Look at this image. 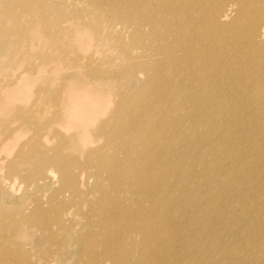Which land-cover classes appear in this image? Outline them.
<instances>
[{
  "label": "bare ground",
  "instance_id": "bare-ground-1",
  "mask_svg": "<svg viewBox=\"0 0 264 264\" xmlns=\"http://www.w3.org/2000/svg\"><path fill=\"white\" fill-rule=\"evenodd\" d=\"M64 1L0 0V47L50 41L38 63L10 70L14 53L0 62V196L19 193L0 208L2 241L11 248L14 236L33 227L46 236L52 225L70 240L65 217L82 215L95 230L74 238L85 259L72 264H175L194 254L200 263L205 253L264 264L263 142L251 154L235 149L220 135L227 123L204 141L208 126L194 142L189 135L196 116L223 108L205 104L221 97L209 87L224 84L217 61L255 95L264 124V0H67L77 5L62 10ZM245 44L257 50L240 52ZM54 174L57 186L39 196ZM63 246L55 240L49 257L62 259ZM8 250L6 260L19 261Z\"/></svg>",
  "mask_w": 264,
  "mask_h": 264
},
{
  "label": "rangeland",
  "instance_id": "rangeland-1",
  "mask_svg": "<svg viewBox=\"0 0 264 264\" xmlns=\"http://www.w3.org/2000/svg\"><path fill=\"white\" fill-rule=\"evenodd\" d=\"M69 1V0H68ZM67 0L63 2V5H61V9L68 10L69 8H75L77 4H69ZM2 5V4H1ZM0 5V6H1ZM6 3L3 5V7H0V11H4L6 9ZM60 9V10H61ZM67 25V24H65ZM63 25V26H65ZM212 38V37H211ZM216 38V37H215ZM214 38V39H215ZM213 39L214 46L217 44L219 46L220 44L217 42V40ZM49 40H42L38 45H34L32 48H28L24 45H22L21 49H17L15 47V40L9 39L7 40L3 46L0 47V62H4L6 58L9 57L10 53H14L15 56H11L7 62H4V64H9L10 65V70L12 69V64L11 62H15L17 60H31L34 63H38L41 61L39 60V52H46L47 45L49 44ZM238 45V43H237ZM79 44L76 43V45L73 43L72 48H79ZM208 47L211 48L209 45ZM238 50L240 52H250L253 51L255 52L257 50L256 46H253L252 44H245L244 47L242 48L241 46H237ZM129 50H131L129 48ZM5 55V56H4ZM10 61V62H9ZM46 62H48V59H46ZM217 67H220V79L218 82L224 84H215L213 83L212 86H209L212 91L217 92L220 91L221 97L219 96L218 100H208L205 104L211 102V105H216L221 104L223 106L222 110L219 112L220 115L217 117V113L212 114V112L209 115H205V118L196 116L194 120V124L192 125V129L189 131L190 138H193V142L195 141V138H197L198 131H199V126L202 127L205 131L207 128L206 126L209 127V130L206 131L202 136L201 140L204 141L208 137H210L214 132H213V125H216L217 123L222 124H228V128L225 127L223 132H220V135L222 137H229L230 140V145L233 146L235 149L239 150V148L244 149V151L249 154L252 153V148L257 146L258 143L263 142L264 145V133L261 134L257 130L262 127L264 130V124L261 121L260 118V113L254 109L255 103V95L251 96L249 92L246 91L245 86L243 87L240 85V77H235L234 72L225 70V67H223L220 62L217 61ZM234 70L239 69L236 63L233 65ZM16 70V71H15ZM14 71L17 72L19 71V68H14ZM213 72V69L210 67L206 68L205 74L211 75ZM244 74V73H242ZM116 82V81H115ZM134 80L131 81L129 84L130 89H134ZM44 83L41 84L43 86ZM55 85V84H54ZM52 85V88L54 87ZM29 96L31 98V94L29 93ZM193 103V101H192ZM217 112V107L213 108ZM254 123L252 127L251 123ZM145 127L150 126L149 121L146 119L143 124ZM250 128L251 132H249L247 129ZM253 134V135H252ZM262 135V136H261ZM257 138V141H256ZM55 142V140L53 139ZM206 148H209V145L206 146ZM18 151V150H15ZM207 155H212V148L210 147L208 149V154ZM259 156L257 154H254L252 157V160L258 158ZM10 178V177H8ZM18 178V177H17ZM57 180L58 177L54 174L52 176L50 182L37 189L39 190V196H46V193H49V190L52 189L53 187L57 186ZM16 182V181H15ZM19 194V193H18ZM17 194V195H18ZM17 195L11 194L8 196H4L3 198L0 196V208L3 209L4 211L9 210L10 206L14 204V202L17 200ZM91 203H94L93 200ZM90 203V204H91ZM89 204V205H90ZM89 205H85L84 208L88 209ZM199 211L194 212L195 217H199L198 215ZM182 212H178V218H181ZM17 218H11V219H3L1 223H3V228L5 231H8L12 225V221H16ZM64 222L66 224H73L74 230H71V235L72 238L69 240L68 239V231L66 230H61L57 232L58 229H56L55 225H52L50 230H52L51 234H47L44 232L46 236L39 235L36 228L31 225V231H27L25 235L23 236H14L13 237V244L10 248L9 243L3 242L2 238H0V242L4 249H0V264H72L74 262V259L80 255H83V258L85 259V252L83 251L82 248H80V243L75 240L74 238L76 237H81L83 234H87L90 232H93L95 228L93 227L92 222L88 223L87 220L82 216V215H71L69 218L65 217ZM20 229V228H19ZM3 233V232H1ZM135 237L139 238L141 237V234L136 232ZM186 235V234H184ZM61 241L64 246L62 247V259L57 258V256H51L49 257V252L51 250V245L54 244L55 240ZM186 244H189L188 241H186ZM12 250V254L16 255V257L19 259V261H10L6 260V258L9 255V250ZM14 255L12 257H14ZM194 255H191L189 257V260L185 258L181 259L180 256H178L177 261L175 264H205V259L209 262H216L217 264H223V261L220 259L222 254H216V255H210L206 253L203 256V260L199 263L194 261ZM206 256V258H205ZM180 260L178 261V259ZM241 258L244 261H248L249 259L253 260L255 264L258 260H260L259 256L257 255H244L241 254ZM106 264H109L108 262H105ZM244 263V262H243ZM77 264H82V262H78Z\"/></svg>",
  "mask_w": 264,
  "mask_h": 264
}]
</instances>
